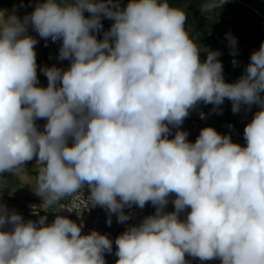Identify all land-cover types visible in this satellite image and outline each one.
<instances>
[{"label":"clouds","instance_id":"clouds-1","mask_svg":"<svg viewBox=\"0 0 264 264\" xmlns=\"http://www.w3.org/2000/svg\"><path fill=\"white\" fill-rule=\"evenodd\" d=\"M227 2L203 0L200 11ZM102 18L114 23L98 39ZM187 19L169 0H37L23 18L0 11V175L35 158L36 194L45 207L60 205L48 224L46 215L25 220L0 202V264H106L113 241L82 234V220L59 214L60 202L85 186L109 225L113 214L128 221L126 208L155 207L115 239V264H189L186 256L264 264V42L227 83L221 52L201 60ZM29 27L61 40L59 58L71 62L41 68L46 87ZM226 40L235 56L236 38ZM225 99L233 113L260 107L244 127L246 146L210 126L195 142L179 130L200 102L218 108ZM38 119L47 121L43 131Z\"/></svg>","mask_w":264,"mask_h":264},{"label":"rangeland","instance_id":"rangeland-1","mask_svg":"<svg viewBox=\"0 0 264 264\" xmlns=\"http://www.w3.org/2000/svg\"><path fill=\"white\" fill-rule=\"evenodd\" d=\"M43 2V0H40ZM37 0H0V7L12 6L22 17L32 13ZM128 0H121V7L126 6ZM203 0H185L181 4L171 5L184 9L188 19L185 25L190 38L197 43L201 49V60L206 58L207 50H219L221 52L218 58L223 64V77L225 82L233 83L232 72L234 71L233 59L246 55L250 60L253 48L260 46L264 42V0H228L221 8L202 13L200 11ZM23 5V6H21ZM90 14L85 12V16ZM113 20L102 18L103 29L97 34L98 39L103 38V32L111 28ZM231 34L237 40L238 52L233 56L226 40V34ZM50 38V37H49ZM252 50V51H251ZM259 105H242L237 113L232 111V102L225 99L224 103L218 108L212 104L200 102L196 107L190 110L189 115L184 119L179 130L189 133L188 140L195 142L199 136L200 130L204 127H213L220 134H229L234 143L246 146L243 136L244 127L249 123L255 112L259 111ZM39 129L40 122L36 121ZM231 125V127H230ZM171 127V126H170ZM178 129L171 128L169 138H173ZM40 165L36 159L26 162L18 174L3 173L0 175V202L5 204L9 210H15L21 214L25 220H38L40 216H47V223L51 224L58 214L53 208L45 207L42 198L36 194V177ZM175 194L169 197V204L166 211H173L174 206L171 200ZM65 209L59 214L80 223L83 221L85 227L82 234H88L96 230L100 234H105L113 241V252L105 253L106 264H115L118 259L115 256V239L122 234L128 226L139 224L142 220L154 214L155 207L149 202L143 209L133 206L126 208L125 212L130 214V219L124 223L117 222L116 216H111V224L107 223L109 214L105 208L94 206L91 200L84 202L74 201L71 197H66L60 202ZM190 211V209L188 210ZM79 217V218H78ZM184 218V214H182ZM189 264H220V261L211 260L201 262L198 258L186 256Z\"/></svg>","mask_w":264,"mask_h":264},{"label":"crops","instance_id":"crops-1","mask_svg":"<svg viewBox=\"0 0 264 264\" xmlns=\"http://www.w3.org/2000/svg\"><path fill=\"white\" fill-rule=\"evenodd\" d=\"M0 11L5 12V14H12L15 12L16 15L20 16L23 18L12 6H5V7H0ZM28 34L34 36L38 40V44L36 45V53H37V74H38V79H39V85L46 87L47 86V78L43 74L42 71H40L41 68L47 66V67H52L56 66L58 68L67 70L70 67V60L64 59L61 60L59 58V49L61 46L62 41L57 40V41H52L51 38L48 39H43L40 38L38 33H36L34 30H32L31 27H29ZM40 122V130L43 131V127L46 124L45 119H38Z\"/></svg>","mask_w":264,"mask_h":264},{"label":"trees","instance_id":"trees-1","mask_svg":"<svg viewBox=\"0 0 264 264\" xmlns=\"http://www.w3.org/2000/svg\"><path fill=\"white\" fill-rule=\"evenodd\" d=\"M185 0H169L170 5H178L181 4ZM260 46L252 47L253 51L258 50ZM252 51V50H251ZM252 51V52H253ZM250 60L247 59L246 55H242L237 58V64L234 65V71L232 72V76L234 79H239L245 72V68ZM261 96L264 97V93H261Z\"/></svg>","mask_w":264,"mask_h":264},{"label":"built area","instance_id":"built-area-1","mask_svg":"<svg viewBox=\"0 0 264 264\" xmlns=\"http://www.w3.org/2000/svg\"><path fill=\"white\" fill-rule=\"evenodd\" d=\"M90 196V191L87 186L84 187L82 193L77 194L74 197H71L74 201L84 202L85 200H90L88 197Z\"/></svg>","mask_w":264,"mask_h":264}]
</instances>
